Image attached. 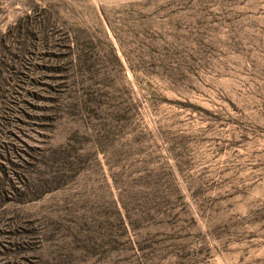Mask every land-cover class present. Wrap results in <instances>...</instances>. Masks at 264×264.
<instances>
[{
  "label": "rangeland",
  "instance_id": "rangeland-1",
  "mask_svg": "<svg viewBox=\"0 0 264 264\" xmlns=\"http://www.w3.org/2000/svg\"><path fill=\"white\" fill-rule=\"evenodd\" d=\"M23 1L0 264H264V0Z\"/></svg>",
  "mask_w": 264,
  "mask_h": 264
},
{
  "label": "trees",
  "instance_id": "trees-1",
  "mask_svg": "<svg viewBox=\"0 0 264 264\" xmlns=\"http://www.w3.org/2000/svg\"><path fill=\"white\" fill-rule=\"evenodd\" d=\"M16 1L12 0H0V23H3L5 21V18L1 15L4 13V7H12ZM22 6H26L28 9V4H30L29 0L23 1L20 3ZM25 8V7H24ZM48 27H50V24L46 20H41V13H35L33 11H25L24 16L15 19V21L12 24H8L6 26V31L3 35L0 34V97L6 96L7 93L11 92V88H14L16 86L11 85L12 82L11 79L3 78L1 79V74L3 73V70L6 66V63L4 62L6 60L5 58V51H6V45L5 40L7 37L13 32H22V36H28L31 33H36V35H41L44 30H46ZM37 41H41V39H34L32 44H36ZM23 41L19 42V47L22 45ZM20 51L19 54L13 55L11 57V61H6L16 64L20 57ZM9 60V59H8ZM4 85L6 90L2 91L1 93V86ZM3 87V86H2ZM16 91H13V95H16L17 97H20L19 91L20 87H16ZM21 104L25 105L24 102H21ZM14 106V105H13ZM23 113L22 109L19 110V114L21 115ZM0 137H2V131H0ZM9 137H13L12 134H9ZM13 140L18 141L15 137ZM25 150L23 147H17L16 144H14L12 141H2L0 142V210L6 206V204L9 202V199L6 197V190L10 188V176L18 175L22 169L20 163H22L23 159L22 156L25 155ZM23 165V163H22ZM17 194V193H16ZM18 198V197H17ZM17 199H15L16 201ZM20 198L18 199V201ZM2 235L0 234V237Z\"/></svg>",
  "mask_w": 264,
  "mask_h": 264
}]
</instances>
